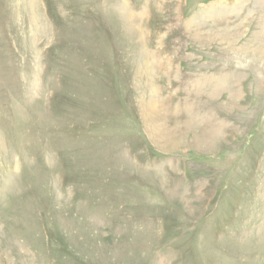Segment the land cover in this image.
<instances>
[{
  "label": "rangeland",
  "instance_id": "1",
  "mask_svg": "<svg viewBox=\"0 0 264 264\" xmlns=\"http://www.w3.org/2000/svg\"><path fill=\"white\" fill-rule=\"evenodd\" d=\"M31 2L0 0V264H264V0Z\"/></svg>",
  "mask_w": 264,
  "mask_h": 264
},
{
  "label": "bare ground",
  "instance_id": "2",
  "mask_svg": "<svg viewBox=\"0 0 264 264\" xmlns=\"http://www.w3.org/2000/svg\"><path fill=\"white\" fill-rule=\"evenodd\" d=\"M29 1L31 2V0H29ZM31 3H32V2H31ZM29 7H30V6H29ZM32 7H33V4H32ZM32 7H30V8L32 9ZM31 9H30V10H31ZM33 24H36V23H33ZM188 26H189V24H188ZM156 109H157V108H156Z\"/></svg>",
  "mask_w": 264,
  "mask_h": 264
}]
</instances>
